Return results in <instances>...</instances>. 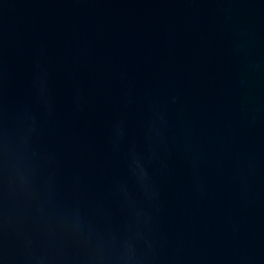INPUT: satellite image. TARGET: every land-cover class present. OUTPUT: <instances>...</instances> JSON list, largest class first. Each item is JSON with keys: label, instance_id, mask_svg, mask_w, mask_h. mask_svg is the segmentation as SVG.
Masks as SVG:
<instances>
[{"label": "water", "instance_id": "obj_1", "mask_svg": "<svg viewBox=\"0 0 264 264\" xmlns=\"http://www.w3.org/2000/svg\"><path fill=\"white\" fill-rule=\"evenodd\" d=\"M0 264H264V0H0Z\"/></svg>", "mask_w": 264, "mask_h": 264}]
</instances>
